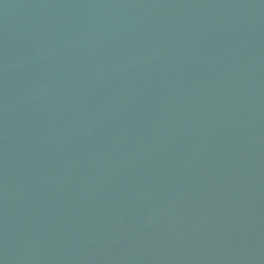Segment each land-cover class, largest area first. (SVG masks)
<instances>
[{
    "label": "water",
    "instance_id": "water-1",
    "mask_svg": "<svg viewBox=\"0 0 264 264\" xmlns=\"http://www.w3.org/2000/svg\"><path fill=\"white\" fill-rule=\"evenodd\" d=\"M0 264H264V0H0Z\"/></svg>",
    "mask_w": 264,
    "mask_h": 264
}]
</instances>
